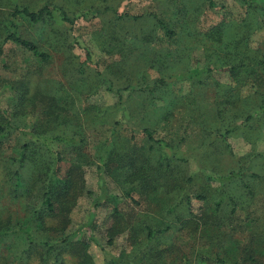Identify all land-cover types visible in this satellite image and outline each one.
Returning a JSON list of instances; mask_svg holds the SVG:
<instances>
[{
    "label": "rangeland",
    "instance_id": "1",
    "mask_svg": "<svg viewBox=\"0 0 264 264\" xmlns=\"http://www.w3.org/2000/svg\"><path fill=\"white\" fill-rule=\"evenodd\" d=\"M46 2L56 24L18 20L19 34L51 55L43 78L61 82L64 93L80 85L76 107L105 114H92L81 151L46 142L65 159L59 178L74 159L83 162L76 188L52 220L44 218L45 228L36 219L40 184L29 201L0 186V218L25 220L40 242L61 245L63 264H264V64L225 57L204 35L224 16L241 21L245 6L214 0L207 13L205 0H0V13ZM58 5L79 15L74 26ZM248 31L244 49L264 52V26ZM38 67L12 42L0 55L4 81ZM6 102L1 95L0 108ZM23 102L25 123L36 121L44 103Z\"/></svg>",
    "mask_w": 264,
    "mask_h": 264
},
{
    "label": "trees",
    "instance_id": "2",
    "mask_svg": "<svg viewBox=\"0 0 264 264\" xmlns=\"http://www.w3.org/2000/svg\"><path fill=\"white\" fill-rule=\"evenodd\" d=\"M205 1L210 7L207 9V13L217 7L214 0ZM239 1L246 9V16L241 21L231 23L224 16L204 35L212 46L224 49L225 57H250L263 65L264 52L245 50L244 44L250 26L253 28L255 26L257 28L258 25L264 26V0ZM57 7H61L62 20L71 26H74L79 20L80 17L76 13L66 11L62 5ZM0 20V55L3 54L5 46L12 42L29 51L39 61L37 71L26 70L20 79L14 81L0 79V96L3 95L7 101L0 108V186L3 189L7 188L8 197L11 199L29 201L33 195L34 198L37 196L32 190L33 186L40 184L44 191L41 195V206L36 213V219L45 228L44 218L52 220L65 200L69 198L72 189L76 188V183L79 180L78 173L81 169L79 167L83 162L74 159L69 163L71 167L64 176L59 178L55 171H58L60 162L65 159L60 156L54 157L46 142L49 141L47 144L63 143L69 145L73 151H81L88 138L84 130L92 114L99 117L105 113L99 108L76 107V100L84 98L83 91L79 89L80 85L72 88L71 92L64 93L61 90V82L43 78L45 67L52 62L51 55L36 42L23 38L19 34L20 23L17 22L18 20L20 22L28 21L33 25H44L48 21L54 22L50 2H46L43 7L38 9L16 6L9 16L5 12H1ZM157 22L166 34L174 35L166 22L162 20ZM54 24L56 23L54 22ZM242 61L244 60L242 59ZM242 65L245 66L244 68L247 67L244 63ZM229 70L231 72L238 70V74L243 73L242 67L232 66ZM35 75L40 78L33 87ZM2 80L3 83H1ZM126 88L118 89L119 98L123 99L121 92ZM9 90L11 94L7 96ZM25 98L31 104H36L37 101L44 103L43 113L31 123H25L27 120L23 109ZM82 118L86 119L85 123ZM215 130L216 133H220L221 127H216ZM228 132L231 131L228 130ZM144 135L154 142L149 129L145 130ZM10 149L13 153H17L16 156L6 155ZM84 156L86 157V154ZM33 172H37V179L31 182ZM24 222L25 220L19 219L12 221L11 216L7 219L0 218V264H32V262H35L34 264H63L62 252L59 253L56 249L61 245L50 244L48 241L40 242L35 237L33 229L27 227ZM39 247L42 248L37 251ZM3 250L10 253L8 256L11 261L6 257L7 255H3ZM215 264L227 263L222 259H217Z\"/></svg>",
    "mask_w": 264,
    "mask_h": 264
}]
</instances>
